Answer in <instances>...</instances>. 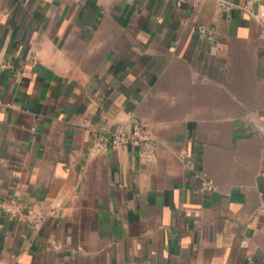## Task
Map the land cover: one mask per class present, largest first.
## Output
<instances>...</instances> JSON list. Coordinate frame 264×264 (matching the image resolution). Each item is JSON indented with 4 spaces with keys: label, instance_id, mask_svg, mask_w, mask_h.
Returning a JSON list of instances; mask_svg holds the SVG:
<instances>
[{
    "label": "crops",
    "instance_id": "crops-1",
    "mask_svg": "<svg viewBox=\"0 0 264 264\" xmlns=\"http://www.w3.org/2000/svg\"><path fill=\"white\" fill-rule=\"evenodd\" d=\"M215 1L0 0V264H264V0Z\"/></svg>",
    "mask_w": 264,
    "mask_h": 264
},
{
    "label": "built area",
    "instance_id": "built-area-1",
    "mask_svg": "<svg viewBox=\"0 0 264 264\" xmlns=\"http://www.w3.org/2000/svg\"><path fill=\"white\" fill-rule=\"evenodd\" d=\"M216 11L218 15L230 14L234 9L233 3L228 0H216ZM253 0H245L242 5V9L246 12L252 11ZM258 20L260 21L259 34L264 39V6L257 12ZM199 30L205 33L210 39L213 38L215 33L214 27L199 26ZM3 67L8 65L3 64ZM17 77L20 76V71L16 70ZM130 146L138 151L141 157L146 160L153 159L158 151L157 141L149 134L148 126L141 120H134L132 123V129L126 131L124 129H118L110 133L94 132L92 137V147L97 150L106 149L108 147L115 146ZM186 158V166L191 167V160L188 158L187 150L184 151ZM194 176L198 180V190L201 192H208L216 190L215 184L205 178L199 172H195ZM0 211L7 213L11 217H17L22 219L24 214V208L19 201L5 202L0 198ZM33 211H28L31 214ZM41 215H39L40 217Z\"/></svg>",
    "mask_w": 264,
    "mask_h": 264
}]
</instances>
